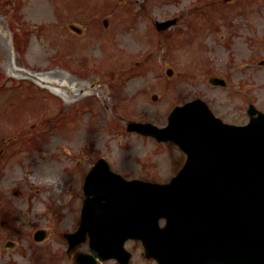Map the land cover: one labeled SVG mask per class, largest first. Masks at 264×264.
Masks as SVG:
<instances>
[{
  "label": "rangeland",
  "instance_id": "obj_1",
  "mask_svg": "<svg viewBox=\"0 0 264 264\" xmlns=\"http://www.w3.org/2000/svg\"><path fill=\"white\" fill-rule=\"evenodd\" d=\"M240 1L226 5L223 0H0V190L56 191L61 184L74 186L76 175L67 179L65 171L61 173L63 158L42 156L53 151L59 154L69 143L63 136L71 137L70 143L79 149L76 144L82 140L84 121L86 144H94L90 159L108 153L117 169L142 175L146 170L136 159H143L147 144L124 134L122 119L131 116L163 125L164 113L197 96L222 114L223 96L239 102L243 92L264 111V66L257 68L254 62L264 59V29L261 38L250 42L246 36H233L219 21L221 16L235 20ZM107 3L112 7L105 10ZM192 3L199 6L184 12ZM262 10L264 18V5ZM177 13L183 14L179 27L183 29H175L180 32L156 31L154 20ZM13 15L18 19L20 15L21 22L15 23ZM103 19L108 20L107 27ZM213 21L221 26L215 34L210 33ZM71 22L82 28L80 36L69 30ZM14 32L20 34L23 48L15 54ZM84 53L90 56L82 57ZM85 59L88 68L83 71L80 62ZM250 61L254 63L249 70H235L239 63ZM167 68L173 70L170 77ZM28 73L51 75L79 93L67 91L73 99L66 103L49 89L40 88ZM210 74L225 77L228 90L210 85ZM245 76L251 84L242 88L238 81ZM139 83L145 90L138 89L133 95ZM152 94H157L156 102L151 101ZM60 118L70 121L59 124ZM116 119L120 122L115 132L112 123ZM57 120L62 125L61 136L49 127ZM121 138L126 141L124 146L119 143ZM56 164L59 171L54 175L50 171ZM135 264H139L138 254Z\"/></svg>",
  "mask_w": 264,
  "mask_h": 264
},
{
  "label": "water",
  "instance_id": "obj_2",
  "mask_svg": "<svg viewBox=\"0 0 264 264\" xmlns=\"http://www.w3.org/2000/svg\"><path fill=\"white\" fill-rule=\"evenodd\" d=\"M223 146L220 136L212 138L206 146L212 148L210 160L204 150L188 148L181 183L144 187L153 199L150 211L167 217L165 229L157 231L156 222L147 230L110 226L103 231V251L93 244V253L104 259L119 255L123 242L117 235L130 232L143 240L146 255L160 262L182 253L196 264H264V165L243 169L231 154L222 162Z\"/></svg>",
  "mask_w": 264,
  "mask_h": 264
},
{
  "label": "flooded vegetation",
  "instance_id": "obj_3",
  "mask_svg": "<svg viewBox=\"0 0 264 264\" xmlns=\"http://www.w3.org/2000/svg\"><path fill=\"white\" fill-rule=\"evenodd\" d=\"M7 192H2L1 194H6ZM27 197H30V196H27ZM12 201V200H9V202ZM14 203H26L27 206L25 207H12L10 208V210H13L16 215L14 214H11V213H6V216H5V221L3 223V228L0 229V241H3V240H9V236H13L11 231L13 233H16V236H14L16 238V240L18 241V244H20V242H25V243H29V238L31 236V228L32 226L30 224H27V225H23V228H24V231H17L16 229H8L10 226H11V223L12 224H17L19 223V216H21V210L22 209H25V212H30L31 213V219L32 221H38L40 220L41 218L45 219L46 218V214H38L35 210H34V206H31L30 209L28 210L29 208V202L27 200H17V201H12ZM74 210V208H73ZM24 218L23 220L26 221V214L24 213ZM53 217V214H50V216L45 220L46 222H49V220ZM29 221V219H28ZM53 224L55 225L53 227V231H55V229L57 228L56 226V220L54 219L53 220ZM76 222H77V217L75 216L73 219H72V222H71V225H70V230H73L75 228V225H76ZM8 229V230H7ZM9 235V236H8ZM33 236V235H32ZM61 238L59 237V240ZM34 242L33 241V238H32V241L31 243ZM46 242V241H45ZM86 248V245L83 246V248ZM75 253H70L68 254L66 249L64 250V253H61L59 258L57 259L58 262L62 263V264H72L71 263V259L73 261V256H74ZM0 264H22V256L19 255V254H16V255H13V254H6V253H0ZM43 264H46V262H43Z\"/></svg>",
  "mask_w": 264,
  "mask_h": 264
},
{
  "label": "bare ground",
  "instance_id": "obj_4",
  "mask_svg": "<svg viewBox=\"0 0 264 264\" xmlns=\"http://www.w3.org/2000/svg\"><path fill=\"white\" fill-rule=\"evenodd\" d=\"M33 79L38 81L40 84H44L51 92L59 95L65 101H70L69 97L67 96V90L74 95L72 89L66 88L64 83L61 81H55L51 75L43 76V75H31Z\"/></svg>",
  "mask_w": 264,
  "mask_h": 264
}]
</instances>
